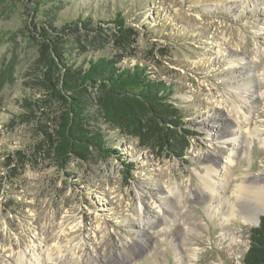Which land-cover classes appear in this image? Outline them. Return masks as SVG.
<instances>
[{
    "label": "rangeland",
    "instance_id": "obj_1",
    "mask_svg": "<svg viewBox=\"0 0 264 264\" xmlns=\"http://www.w3.org/2000/svg\"><path fill=\"white\" fill-rule=\"evenodd\" d=\"M116 13L126 38L111 22ZM42 27L79 43L63 52L76 64L112 55L170 86L165 101L180 109L188 143L182 156L89 121L112 151L57 158L63 106L35 64ZM262 74L264 0H0V264H16L20 252L23 264H244L258 223L226 213L233 185L264 165V148L249 138L232 155L230 134L240 141L244 129L230 128L229 108L241 77L248 91H264ZM94 95L86 92L87 106ZM250 117L264 128V99ZM212 163L222 168L210 198L202 189Z\"/></svg>",
    "mask_w": 264,
    "mask_h": 264
},
{
    "label": "trees",
    "instance_id": "obj_2",
    "mask_svg": "<svg viewBox=\"0 0 264 264\" xmlns=\"http://www.w3.org/2000/svg\"><path fill=\"white\" fill-rule=\"evenodd\" d=\"M80 18L84 26L92 22L90 16L82 15ZM111 22L120 37L126 38L128 29L121 13H116ZM39 35L42 48L35 64H41V84L46 94L63 106L55 137L57 158H65L68 153L86 154L90 147L99 155L106 152L107 156L112 151L104 148L105 134L98 125L91 126L97 128L95 130H86L89 121L109 125L121 134L137 137L142 145L151 143L156 148H165L182 156L188 143L178 131L181 126L180 109L165 101L171 94L170 86L164 81L151 79L140 65L118 66L119 59L112 55L100 54L76 64L63 56V52L76 41L68 40L65 44L59 35L48 37L44 27ZM88 90L95 93L92 106H87L85 99ZM249 241L243 263L264 264V215L260 216L255 228H250Z\"/></svg>",
    "mask_w": 264,
    "mask_h": 264
},
{
    "label": "bare ground",
    "instance_id": "obj_3",
    "mask_svg": "<svg viewBox=\"0 0 264 264\" xmlns=\"http://www.w3.org/2000/svg\"><path fill=\"white\" fill-rule=\"evenodd\" d=\"M245 65L246 63L243 61V58L238 57V67H241L242 65ZM246 75L247 72H246ZM249 79V76L247 77H241L239 84H242L243 89L239 94H237V102H235L230 108V115L231 116V129L235 131V129H239L242 127L243 135L242 140L238 141L237 139H240L239 136H235V133H232L230 135H233L231 139H233L231 142H228L232 145V155L237 153L236 147L240 149V151L244 150V143L248 141V143H253L256 141V144L258 145L259 149L264 148V128L261 121H257V119H253V117H250L251 109L253 108V103L255 100L264 99V91H258L257 90H247V81ZM259 80L261 82H264V75L262 74L261 77H259ZM263 84V83H261ZM240 88L241 86H237V88ZM247 90V92H245ZM245 114H248L247 116ZM233 125V126H232ZM229 128V127H228ZM217 134L220 135V138L222 136V132L217 129ZM239 134V133H238ZM240 135V134H239ZM223 138V137H222ZM238 141V143L236 142ZM252 160V159H251ZM229 161V160H228ZM231 163H232V157H231ZM261 166V169L254 173L252 176L245 178L243 181L237 180V183L233 185V194L235 195V207L229 206L228 212L226 215L229 217L231 216L232 220L234 221H240V223L244 225H256L260 219V216L264 214V165ZM206 179L203 180L204 188L202 191L206 192V195L208 197L213 198L215 195V180L216 175H218V171L222 168L220 166H217V164L212 163L211 165L206 166ZM207 197V196H206ZM19 257L17 258L16 264H23V252L19 253ZM36 261H40L38 255L34 256ZM37 264V263H34Z\"/></svg>",
    "mask_w": 264,
    "mask_h": 264
},
{
    "label": "water",
    "instance_id": "obj_4",
    "mask_svg": "<svg viewBox=\"0 0 264 264\" xmlns=\"http://www.w3.org/2000/svg\"><path fill=\"white\" fill-rule=\"evenodd\" d=\"M262 215H264V214H262ZM259 222H260V219H259V221H258V224H259Z\"/></svg>",
    "mask_w": 264,
    "mask_h": 264
}]
</instances>
